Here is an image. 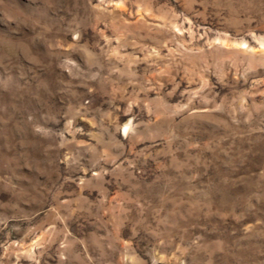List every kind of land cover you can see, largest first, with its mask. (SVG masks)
I'll list each match as a JSON object with an SVG mask.
<instances>
[{
    "label": "rangeland",
    "instance_id": "1",
    "mask_svg": "<svg viewBox=\"0 0 264 264\" xmlns=\"http://www.w3.org/2000/svg\"><path fill=\"white\" fill-rule=\"evenodd\" d=\"M0 264H264V0H0Z\"/></svg>",
    "mask_w": 264,
    "mask_h": 264
}]
</instances>
